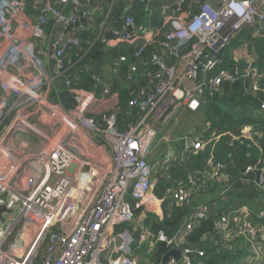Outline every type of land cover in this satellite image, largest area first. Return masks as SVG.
I'll return each instance as SVG.
<instances>
[{
    "label": "built area",
    "instance_id": "built-area-1",
    "mask_svg": "<svg viewBox=\"0 0 264 264\" xmlns=\"http://www.w3.org/2000/svg\"><path fill=\"white\" fill-rule=\"evenodd\" d=\"M31 1L40 6L34 19L27 14V0H0V208L8 210L0 212V264H34L41 250L40 264H140L135 252L152 237L144 222L160 218L164 202L155 193L159 170L188 160L177 145L192 152L206 146L204 134L189 137V114L222 84L240 81L261 99L264 116V69L255 65L256 58L238 51L246 66L231 73L221 57L240 30L254 28L264 35V0H202L196 9H191L196 0H162L156 26L135 28L126 16L122 31H106L112 39L102 34L101 23L82 57L94 45L102 50L134 45L135 58L151 50L148 63L132 64L126 73L127 82L141 88V97L127 103L126 116L136 117L122 128L110 84L104 81L99 93L88 91L81 85L87 77L79 68L81 57L65 64L87 29L80 15L92 21L89 8L95 0H56L59 9ZM67 5L74 10L66 15ZM89 79L102 81L94 73ZM250 132L251 127H242L235 139ZM207 162L208 178L224 182V164ZM253 170L247 166L244 174ZM255 171L256 189L264 194V161ZM205 184L189 175L170 190V198L189 204ZM139 209L144 214L136 216ZM217 210L213 239L243 237L253 244L246 264H264V203L200 205L170 236L161 229L155 238L168 250L180 248L199 221ZM197 255L203 258L204 252ZM196 259L186 249L179 262L167 264Z\"/></svg>",
    "mask_w": 264,
    "mask_h": 264
},
{
    "label": "trees",
    "instance_id": "trees-1",
    "mask_svg": "<svg viewBox=\"0 0 264 264\" xmlns=\"http://www.w3.org/2000/svg\"><path fill=\"white\" fill-rule=\"evenodd\" d=\"M111 1L95 0L91 3L96 6L97 14L93 16L92 21L89 20L86 23L85 27L87 29H85L84 33L81 32L79 34L82 40L80 47L70 51V57L65 58V64L67 65L68 61L75 63L81 57L79 68H82L84 64H88L82 70L85 76L89 73L99 74L97 71L99 65H107L112 74L113 70H119V75L114 76L110 83L112 86L111 92L117 95L118 106L116 110L119 113V127L122 128L129 122H133L136 117V115L126 116L127 103L133 98L141 97L139 94L141 88H138L136 84L130 86L126 80V73L132 64L142 67L144 63H148L151 50L146 49L139 58H135L133 47L126 49L112 48L103 51L101 46L94 45L90 53L82 57L84 50L89 47L87 43L93 41L101 23L105 20V12ZM159 1L156 0L149 5L146 0H136L129 5L126 0H114L112 11L106 23L111 22L113 29L122 31V26H120L122 19L126 16H131L134 20L135 28L154 27L156 26L157 4ZM196 1L197 3L191 9H196L199 3L202 2V0ZM42 2L43 5L48 2L55 9L61 8L56 0H42ZM27 4V14L30 19H34L40 14V6H36L31 0H27ZM73 10L71 5H67L63 13L67 15ZM106 37L112 39L111 33H106ZM242 49L248 56L256 58V65L260 70L264 69V35L258 36L254 28H244L236 33L231 44L222 54L224 64L231 73L236 70H242L246 66L245 61L237 58L238 51ZM97 51H100V56L102 55V57L93 58ZM76 54L77 58L75 57ZM120 57H123L125 61L120 62ZM99 79L102 81L89 80L86 77L81 85L88 91L99 93L104 82L103 78L99 77ZM139 84L143 85L144 82ZM60 90V96L65 100L66 92L61 87H59L58 91ZM260 100L247 94L240 81L222 84L219 92L208 97L209 103L200 110L204 124L208 125V128L194 127L205 135V149L193 154L185 151L182 145H177L176 151L180 157L187 156L188 160L174 162L169 165L167 171H165L166 169L159 170L158 173L163 172L162 175L157 174L158 182L155 186V193L157 196L164 198V202L160 218L149 216V219L145 221V225L151 230L152 237L144 243L153 244V250L147 259L149 263L144 264H160L161 257L169 249L165 244L156 240L155 237L158 231L162 229L170 236L178 226L185 222L189 214L200 205H208L212 208L215 205L221 206L227 203H256L259 205L264 203V194L258 191L255 186V170L264 161V116L260 112ZM244 125H254L251 137L235 140L234 137L238 134L239 127ZM208 159L224 164V174L226 175L224 182L218 183L208 178L211 173V167L207 166ZM250 160L256 161L254 170L249 174H244L242 170ZM189 175L206 180V184L199 188L191 203L175 204L172 202L169 192L178 183H184ZM220 212V210L211 212L207 219L199 221L194 230L182 239L183 242H180V249H188L197 257L195 264H241V259L246 257L248 252H251L253 244L247 242L243 237H237L230 241H215L213 239L214 220L218 215H221ZM142 214L144 213L140 209L135 211L136 216ZM202 236H206L207 239L202 241ZM198 250L204 252L203 258L198 257ZM43 254L44 252L41 250L34 260V264H40Z\"/></svg>",
    "mask_w": 264,
    "mask_h": 264
},
{
    "label": "crops",
    "instance_id": "crops-1",
    "mask_svg": "<svg viewBox=\"0 0 264 264\" xmlns=\"http://www.w3.org/2000/svg\"><path fill=\"white\" fill-rule=\"evenodd\" d=\"M96 1H98V0H96ZM156 0H146V2L149 4V5H151L152 3H154ZM161 1L162 0H160L159 2H158V6L160 5V3H161ZM100 7H101V5H100ZM157 8V7H156ZM90 11H91V13H93V14H95L96 13V6L95 5H91L90 6ZM150 9H152L151 7H150ZM157 21L158 20H156L155 21V24H157ZM106 23V22H105ZM112 26V24H111V22H108V23H106L105 24V28L107 29V30H112L113 28L111 27ZM107 39H111V38H107ZM87 44H89V46H90V43H87ZM112 45V44H111ZM94 48V47H93ZM97 49V48H96ZM104 50L106 51V49L104 48ZM103 50V51H104ZM89 54V53H88ZM104 54V53H103ZM87 56V55H86ZM100 57H102V55L100 56ZM94 58V57H93ZM87 63V62H86ZM96 64H98V63H96ZM85 65H88V64H84V66L83 67H85ZM104 68H107V75H104L103 74V69ZM97 71H98V76L99 77H101V78H103V80L104 81H106V82H108V83H110L112 80H113V78H114V76H115V73L113 72V74L109 71V69H108V66L107 65H99V67L97 68ZM190 119V124H189V127H191L192 129H194V127H197V128H202L203 126H204V120H203V118H197V117H195V116H192V117H190L189 118ZM244 126H248V125H244ZM249 126H254V125H249ZM253 129H254V127H253ZM253 129H252V131L249 133V136H251V133L253 132ZM177 148V147H176ZM136 250V249H135ZM137 251H139V250H137ZM248 254V253H247ZM138 257H140V263H149V260H147L148 259V256L147 257H144L143 258V256L141 255V254H139V255H137ZM248 260H249V258H248ZM246 259H245V257L244 258H242L241 259V261H240V263L241 264H246Z\"/></svg>",
    "mask_w": 264,
    "mask_h": 264
},
{
    "label": "clouds",
    "instance_id": "clouds-1",
    "mask_svg": "<svg viewBox=\"0 0 264 264\" xmlns=\"http://www.w3.org/2000/svg\"><path fill=\"white\" fill-rule=\"evenodd\" d=\"M158 13V12H157ZM95 14H97V12L95 13ZM108 18V17H107ZM106 20L107 19H105L104 21L106 22ZM103 21V22H104ZM102 22V23H103ZM101 26V25H100ZM100 29V28H99ZM106 31H107V29L105 28V23H104V26L102 25V34H104L105 36H106ZM99 32V31H98ZM98 32H97V34H98ZM108 33V32H107ZM96 34V35H97ZM91 43V42H90ZM88 46H89V44H88ZM131 47H133L134 48V45H132ZM114 48H123V49H126V48H128V47H114ZM110 49H112V47H110L109 49H107V50H110ZM135 49V48H134ZM97 52H100V51H97ZM96 52V53H97ZM90 53V52H89ZM95 53V54H96ZM95 54H94V56H95ZM223 54V53H222ZM222 54H221V57L223 58V56H222ZM93 56V57H94ZM100 57V56H99ZM223 60H224V58H223ZM243 61H245V60H243ZM245 63H246V61H245ZM255 65H256V62H255ZM257 66V65H256ZM258 67V66H257ZM260 69V68H259ZM113 72L115 73V76H118L119 75V70L118 69H115V70H113ZM88 73H89V71H88ZM94 74H96V73H94ZM138 74V73H137ZM141 74V73H140ZM97 76H98V74H96ZM87 77L89 78L90 77V73L89 74H87ZM140 79H141V82H144V77L142 76V74H141V77H140ZM89 80H91V79H89ZM106 82V81H105ZM239 82V81H238ZM110 84V88L112 87L111 86V83H109ZM224 84H227V83H224ZM132 85H134V84H130V86H132ZM222 86V85H221ZM221 86H220V88H221ZM243 88H244V86H243ZM245 90V89H244ZM220 91V90H219ZM245 92H247L246 90H245ZM112 93H114V92H112ZM115 94V93H114ZM247 94H249L248 92H247ZM250 95V94H249ZM251 96V95H250ZM209 103V101H207L204 105H201L200 106V108L198 109V110H196L195 112H191L190 114H189V117H188V120H189V122H188V127H189V124H190V117H192V116H195V117H197V118H201L200 117V110L203 108V107H205L207 104ZM196 113H198L197 115H196ZM203 127H206V128H208V125H206V124H204V126ZM242 127H251V131H252V129H253V126H240L239 127V129H238V134H239V132H240V129L242 128ZM189 128H191V127H189ZM254 130V129H253ZM200 134H201V132L199 131V133H198V135H196V136H200ZM237 134V135H238ZM236 135V136H237ZM235 136V137H236ZM213 137V136H212ZM235 137H234V139H235ZM251 136H249V137H240V138H250ZM235 140H239V139H235ZM182 147H183V145H182ZM189 153H193V154H195V153H197V152H192V151H189ZM247 166H250V165H246L245 167H244V171H245V168L247 167ZM253 168H254V165L252 166ZM244 171H242L243 173H244ZM256 172V171H255ZM148 220V219H147ZM146 221V220H145ZM144 224H145V222H144ZM147 226V225H146ZM127 228V227H126ZM129 229V228H128ZM127 229V230H128ZM175 231V230H174ZM173 233V232H172Z\"/></svg>",
    "mask_w": 264,
    "mask_h": 264
},
{
    "label": "water",
    "instance_id": "water-1",
    "mask_svg": "<svg viewBox=\"0 0 264 264\" xmlns=\"http://www.w3.org/2000/svg\"><path fill=\"white\" fill-rule=\"evenodd\" d=\"M80 18H81V22L84 25H86L87 20L83 17V15H80ZM50 19H52V15L50 13H48L47 20H50ZM99 56H100V52H97L94 57H99ZM171 109L172 108H170L168 112H170ZM255 162L256 161H254V160H250L246 165L253 166L255 164ZM242 171H244V169ZM255 175H256V180H257L259 172L256 171ZM2 211H8V210H6L5 208L2 207V208H0V212H2ZM187 256H189L193 260L195 259V257L193 255L189 254ZM182 258H183V250L180 248H172L163 254V256L161 257L160 263L161 264H167L171 259H173L176 262H179Z\"/></svg>",
    "mask_w": 264,
    "mask_h": 264
},
{
    "label": "rangeland",
    "instance_id": "rangeland-1",
    "mask_svg": "<svg viewBox=\"0 0 264 264\" xmlns=\"http://www.w3.org/2000/svg\"><path fill=\"white\" fill-rule=\"evenodd\" d=\"M103 74L107 75V68L103 69ZM200 117L203 118V116L200 113ZM199 130L198 129H193V131L189 134L190 138H194L196 135H198ZM155 156V155H154ZM157 157L155 156L152 161L156 162ZM132 249H134V246H132ZM153 247L151 245V243H143L142 246L139 248V251L135 252L136 254H141L144 257H149L150 254L152 253Z\"/></svg>",
    "mask_w": 264,
    "mask_h": 264
}]
</instances>
